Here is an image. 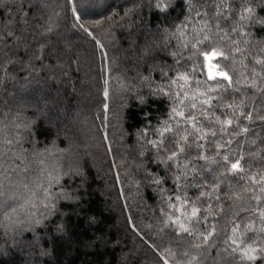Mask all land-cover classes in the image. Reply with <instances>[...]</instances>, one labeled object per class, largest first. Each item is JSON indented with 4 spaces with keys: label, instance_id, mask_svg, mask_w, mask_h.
<instances>
[{
    "label": "trees",
    "instance_id": "16d2710c",
    "mask_svg": "<svg viewBox=\"0 0 264 264\" xmlns=\"http://www.w3.org/2000/svg\"><path fill=\"white\" fill-rule=\"evenodd\" d=\"M0 200V264H264V0H0Z\"/></svg>",
    "mask_w": 264,
    "mask_h": 264
},
{
    "label": "rangeland",
    "instance_id": "374dc122",
    "mask_svg": "<svg viewBox=\"0 0 264 264\" xmlns=\"http://www.w3.org/2000/svg\"><path fill=\"white\" fill-rule=\"evenodd\" d=\"M28 44L30 43V41H27ZM20 49V44H18V48H14V51H17ZM130 53V50H129ZM212 53V52H211ZM210 54V53H209ZM70 55V54H68ZM68 55H63L61 57L62 62L61 63H56V65L52 68V69H47V73L48 74H53L54 76H56V79L52 78H45V84H47L44 88L42 87V90L40 92V101H41V105H46L48 107V112L50 113L48 116H46V120L48 121V124L51 127H55L57 128L58 132H61L62 127H64L65 129L67 128V123L70 124V121L68 122L67 120V112L65 109H63L62 107V102H64L63 98L64 96L68 97V94H70L68 92L67 89H65L66 85H72V82H75V77L74 76H70L67 73H69V71L74 67V64H72V57L68 56ZM131 57L136 58L137 60L141 59L140 56H136L135 54L131 53ZM204 57V60L206 61V63H210L211 60H208ZM67 60H69L70 62V67H68V62ZM212 63V62H211ZM28 70L29 67H27ZM52 70V72H51ZM69 76L66 81L68 80V83H66L65 81V77ZM51 77V76H50ZM48 80V83H47ZM50 82L51 84H54L55 87L54 89H52L50 87V85H48ZM67 90V91H65ZM16 92V91H15ZM68 92V93H67ZM24 93H18V95L16 93H11L10 94V99H12L15 102H18L20 99L23 100V95ZM76 94V93H75ZM83 94L85 96H87L89 94V92L84 91V93H80ZM7 100V98H6ZM59 109V110H58ZM56 112V113H55ZM65 112H66V116H65ZM51 123V124H50ZM74 134L77 131H74ZM2 147L4 148V150H8L9 148L4 147V145H2ZM7 156H9V154L7 153ZM13 156V155H12ZM3 171H7L8 169H10V167L8 168V166H2L1 168ZM7 173H4V176H6ZM1 203H4L3 200H0ZM34 248H22V252H21V256L23 257L24 260H22V264H32L31 260L34 259L36 257H41L42 253L41 250H38V248L36 247V249L38 250V252H33ZM0 253H2V249H0ZM40 253V254H39ZM35 264H40V263H36Z\"/></svg>",
    "mask_w": 264,
    "mask_h": 264
},
{
    "label": "snow or ice",
    "instance_id": "6c2138e0",
    "mask_svg": "<svg viewBox=\"0 0 264 264\" xmlns=\"http://www.w3.org/2000/svg\"><path fill=\"white\" fill-rule=\"evenodd\" d=\"M218 55H220V53H217L215 50H213L212 53H210V54H209V53H204L205 58L208 59V60H211L212 58H214V57H216V56H218ZM215 76H220V77H224L225 79H228L227 74H226V73H223V72H218V73L215 74ZM215 76H214L213 73L211 72V69H209V77H208V78H209V79H214ZM179 78L182 79V80H185V81H187V79H188L187 75H182V76H180ZM172 111H173V112H176L175 109H173ZM176 115H178V116H183L184 113H183V112H176ZM227 123L231 124V121H228ZM171 131H172L171 128H166V129L164 130V132H161V136L163 137V136L165 135L166 132H171ZM182 139L187 140V137H183ZM150 143L153 144V147H157L158 152H159V151H163V150H165V149H163V140H161L160 142H155V141H153V142H150ZM183 151H184V148L181 147V148H180V152H183ZM176 156H177V152H172L171 155H169V156L167 157V160L170 161V160H172L173 158H175ZM224 159L227 160L228 157H225ZM239 166H240V161H237L236 163H233V164L231 165V169H232L233 171L239 170ZM195 214H196V210L194 209V210H193V215H195Z\"/></svg>",
    "mask_w": 264,
    "mask_h": 264
}]
</instances>
